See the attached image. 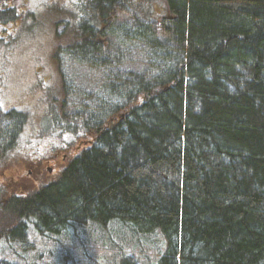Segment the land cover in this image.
<instances>
[{"label":"trees","instance_id":"16d2710c","mask_svg":"<svg viewBox=\"0 0 264 264\" xmlns=\"http://www.w3.org/2000/svg\"><path fill=\"white\" fill-rule=\"evenodd\" d=\"M70 9H46L62 25L58 50L97 70L104 93L64 89L53 122L82 140L79 151L35 189H0V237L23 241L27 221L52 234L120 221L159 232L155 264H264V0ZM21 16L0 0V50ZM26 119L0 107V162Z\"/></svg>","mask_w":264,"mask_h":264},{"label":"rangeland","instance_id":"374dc122","mask_svg":"<svg viewBox=\"0 0 264 264\" xmlns=\"http://www.w3.org/2000/svg\"><path fill=\"white\" fill-rule=\"evenodd\" d=\"M74 1L9 0L22 16L6 27L2 38L9 44L0 50V107L21 111L27 119L16 144L0 162L4 194L29 191L51 181L79 151L82 140L53 122L61 115L64 89L73 95L104 93L97 70L58 50L62 25L57 20L55 25L56 15L48 16L46 9L55 5L72 10ZM125 46L139 57L141 46ZM26 224L23 241L0 237V260L12 264H121L123 258L132 262L136 258L137 264H155L164 247L159 232L141 234L127 222L113 221L105 230L95 224H71L60 234L40 233L32 221Z\"/></svg>","mask_w":264,"mask_h":264}]
</instances>
